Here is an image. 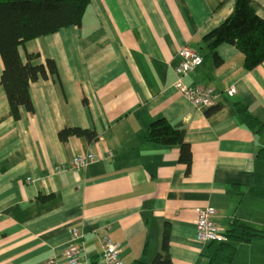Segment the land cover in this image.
Segmentation results:
<instances>
[{
    "label": "crops",
    "instance_id": "0c3cea01",
    "mask_svg": "<svg viewBox=\"0 0 264 264\" xmlns=\"http://www.w3.org/2000/svg\"><path fill=\"white\" fill-rule=\"evenodd\" d=\"M253 2L264 18V0ZM233 3L90 0L80 27L25 43L22 59L25 52L39 53L35 63L53 59L58 78L30 82L33 111L20 107L18 119L0 85V264H47L51 257L65 264L71 228L85 234L89 264L100 263L99 238L106 234L119 244L122 264L148 263L161 250L164 225L172 264H210L208 243L195 239L198 206L214 207V222L224 231L238 220L264 235V160L258 157L264 128L245 126L237 111L245 106L264 124V61L248 70L243 54L222 43L216 63L203 40ZM182 47L203 58L180 77L182 84L220 92L214 106L197 109L173 86ZM230 85L232 96L223 92ZM160 118L183 129L189 171L178 161L177 145L147 139ZM65 127L95 137L62 141L58 132ZM81 152L99 158L71 169ZM234 245L224 264H264V240Z\"/></svg>",
    "mask_w": 264,
    "mask_h": 264
},
{
    "label": "trees",
    "instance_id": "16d2710c",
    "mask_svg": "<svg viewBox=\"0 0 264 264\" xmlns=\"http://www.w3.org/2000/svg\"><path fill=\"white\" fill-rule=\"evenodd\" d=\"M89 2L90 0H0V85L14 119L20 116V107L28 112L33 111L30 82L49 76L58 78L53 59L47 58L44 63H35L39 53L25 52L23 60L20 50L24 49L26 42L40 36L54 34L64 28L80 27ZM203 40L206 42L207 54L215 55L219 44L233 45L243 54L244 68L250 70L264 61V18L257 15L253 0H234L229 16L205 34ZM214 60L219 63L216 55ZM237 111L245 126L256 132H261L264 128V124L252 116L245 106L238 105ZM71 136L92 140L95 133L79 127H65L58 132V138L62 141ZM147 139L162 145H177L178 161L184 163L189 171L191 152L188 143L184 141L183 129H176L160 118L151 122ZM259 152L258 157L264 160V147ZM105 155L107 156V152ZM168 234V226L164 225L161 250L148 263L136 259L132 264H172L168 253ZM225 235V241L208 242L210 264L229 263L236 250L235 243L264 240L262 230L238 220L229 224Z\"/></svg>",
    "mask_w": 264,
    "mask_h": 264
},
{
    "label": "built area",
    "instance_id": "2783aa9c",
    "mask_svg": "<svg viewBox=\"0 0 264 264\" xmlns=\"http://www.w3.org/2000/svg\"><path fill=\"white\" fill-rule=\"evenodd\" d=\"M181 57L180 63L175 67L177 78L173 83L176 90L197 109H205L216 104V99L219 96L218 91L208 86H192L188 87L182 84L180 77L194 70L202 64L203 59L200 54L188 47H182L179 50ZM228 96H232L236 92L234 85L224 88ZM112 153L107 152V156ZM99 158L98 154L92 152H81L74 155L69 165L71 169H85L90 164L94 163ZM28 180L30 178H27ZM195 239L198 243L205 244L211 241H225L226 235L223 228L217 226L214 222L216 210L211 206L196 207L193 211ZM71 239L65 246L62 252V258L65 264H89L85 253V234L76 228H71ZM100 243V262L101 264H122L120 259L119 244L113 242L106 234L99 238ZM54 257H51L47 264H54Z\"/></svg>",
    "mask_w": 264,
    "mask_h": 264
},
{
    "label": "rangeland",
    "instance_id": "374dc122",
    "mask_svg": "<svg viewBox=\"0 0 264 264\" xmlns=\"http://www.w3.org/2000/svg\"><path fill=\"white\" fill-rule=\"evenodd\" d=\"M33 44H34L33 42H32V44L29 43L28 47L31 48V47L33 46ZM56 172H57V171H56Z\"/></svg>",
    "mask_w": 264,
    "mask_h": 264
},
{
    "label": "bare ground",
    "instance_id": "6f19581e",
    "mask_svg": "<svg viewBox=\"0 0 264 264\" xmlns=\"http://www.w3.org/2000/svg\"><path fill=\"white\" fill-rule=\"evenodd\" d=\"M79 170H83V169H79ZM56 171V170H55Z\"/></svg>",
    "mask_w": 264,
    "mask_h": 264
}]
</instances>
